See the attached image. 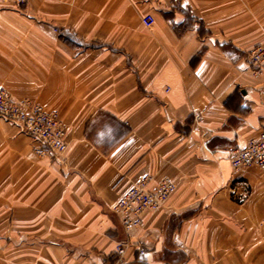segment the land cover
Listing matches in <instances>:
<instances>
[{"label": "crops", "instance_id": "crops-1", "mask_svg": "<svg viewBox=\"0 0 264 264\" xmlns=\"http://www.w3.org/2000/svg\"><path fill=\"white\" fill-rule=\"evenodd\" d=\"M263 43L264 0L0 4V92L68 143L40 156L0 117V264H264V169L231 166L264 130ZM146 176L176 190L127 232L114 206Z\"/></svg>", "mask_w": 264, "mask_h": 264}, {"label": "built area", "instance_id": "built-area-1", "mask_svg": "<svg viewBox=\"0 0 264 264\" xmlns=\"http://www.w3.org/2000/svg\"><path fill=\"white\" fill-rule=\"evenodd\" d=\"M28 2L29 0H0L1 5L16 8H21ZM143 22L150 26L154 23V17L152 14H146ZM247 58L252 67L264 71V43L250 50ZM0 117L12 122L28 134L35 142V152L40 156H58L67 150L66 128L59 112L55 109H48L30 98L17 99L7 90L2 89ZM196 118L198 119L199 116ZM251 165L264 169V130L232 152L231 166L234 174H240ZM151 180L152 177L146 176L131 186L114 206V211L119 215L127 232L141 227L143 215L162 208L176 190L175 182L168 176L161 178L153 188L149 186ZM126 244L122 242L117 246L120 257L125 252Z\"/></svg>", "mask_w": 264, "mask_h": 264}]
</instances>
